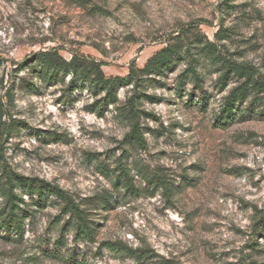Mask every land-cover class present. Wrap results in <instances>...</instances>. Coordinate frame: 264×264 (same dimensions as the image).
I'll return each mask as SVG.
<instances>
[{
	"label": "rangeland",
	"instance_id": "obj_1",
	"mask_svg": "<svg viewBox=\"0 0 264 264\" xmlns=\"http://www.w3.org/2000/svg\"><path fill=\"white\" fill-rule=\"evenodd\" d=\"M51 48L107 77L139 71L106 101L24 67ZM233 66L264 81V0H0L2 188L59 186L91 231L26 186L8 230L0 191V264H264V91L221 120L246 81Z\"/></svg>",
	"mask_w": 264,
	"mask_h": 264
},
{
	"label": "trees",
	"instance_id": "obj_2",
	"mask_svg": "<svg viewBox=\"0 0 264 264\" xmlns=\"http://www.w3.org/2000/svg\"><path fill=\"white\" fill-rule=\"evenodd\" d=\"M80 4L85 5L87 0H75ZM173 48H164L151 58L143 70L151 69L156 67L164 59L169 58L173 52ZM170 54V55H169ZM24 67H30L35 72L39 73L43 77H47L50 80L59 78L60 76H65L68 73H72L74 77V82L76 80L83 81L89 86L92 94L98 95L105 91L104 99L110 101L116 96V90L119 84H130L134 81V76H136L137 70L131 67L130 72L125 77H107L101 68V64L95 60H88L85 56L79 54H73L71 59H65L60 55L57 48H51L48 50H40L33 54V56L28 60ZM231 67V66H230ZM233 71L242 74L246 77V81L236 88H234L231 93L226 98V102L221 111V120L231 121L234 119V109L238 103H242L246 100L248 94L251 90L255 89L258 91H264V81L255 79L253 73L250 69L233 66ZM115 101V100H113ZM136 142L141 141L142 135L138 129L135 127L133 132L129 134ZM15 182V183H14ZM4 188H2V183L0 181V191L3 196L7 197V205L9 206V218L3 221V227L10 230L13 221L21 229V224L18 221L17 213L15 212V207L17 206V201L20 200L13 191L14 187L26 186L30 190H49L52 194L58 196L65 203L64 210L70 212L77 220L82 221L78 224L77 237L82 236L84 233L90 234V228L88 224L84 223L85 220L82 217V209L62 188L55 185H50L47 183H37L28 182L23 176H17L13 178L8 174L7 181L5 182ZM7 185V186H6ZM22 201V200H21ZM110 248H114V244H109Z\"/></svg>",
	"mask_w": 264,
	"mask_h": 264
}]
</instances>
